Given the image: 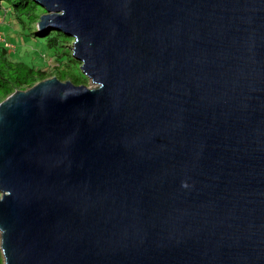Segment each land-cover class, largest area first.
Wrapping results in <instances>:
<instances>
[{
	"label": "water",
	"instance_id": "water-1",
	"mask_svg": "<svg viewBox=\"0 0 264 264\" xmlns=\"http://www.w3.org/2000/svg\"><path fill=\"white\" fill-rule=\"evenodd\" d=\"M92 88L0 103L3 264H264V0H33Z\"/></svg>",
	"mask_w": 264,
	"mask_h": 264
},
{
	"label": "trees",
	"instance_id": "trees-1",
	"mask_svg": "<svg viewBox=\"0 0 264 264\" xmlns=\"http://www.w3.org/2000/svg\"><path fill=\"white\" fill-rule=\"evenodd\" d=\"M44 13L45 11L33 0H0V35L5 33L7 29L4 27L9 24L17 27L22 37L38 38L39 33L36 32L35 24ZM42 38L52 42L47 45L51 49L60 40H65L66 36L61 32L50 31ZM1 39H3V42H0V103L14 91L26 90L35 83L49 77L56 78L53 71L47 76V68L38 67L34 62L23 61L21 55L17 57L10 55V51L16 49L6 48L5 36ZM66 80L69 81V79ZM0 264H2L1 253Z\"/></svg>",
	"mask_w": 264,
	"mask_h": 264
},
{
	"label": "rangeland",
	"instance_id": "rangeland-1",
	"mask_svg": "<svg viewBox=\"0 0 264 264\" xmlns=\"http://www.w3.org/2000/svg\"><path fill=\"white\" fill-rule=\"evenodd\" d=\"M39 21L38 19L37 23ZM37 23L35 24V29L39 33V36L33 39L25 36L22 37L19 34V29L15 26L7 24L4 27L7 29L4 35H2L6 39L5 47L10 50L13 48L17 50V52H15L16 50H11L10 55H14V57L21 55L23 56V61L34 62L38 67L47 68V76L53 71L59 81L65 82L66 79H69L75 85L84 84L83 86L92 88L90 81L81 73L79 63L71 56L73 39L66 37L65 40H60L55 47L49 49L47 45L52 42L46 41L42 37L50 31H39ZM11 31L13 32L11 33Z\"/></svg>",
	"mask_w": 264,
	"mask_h": 264
},
{
	"label": "clouds",
	"instance_id": "clouds-1",
	"mask_svg": "<svg viewBox=\"0 0 264 264\" xmlns=\"http://www.w3.org/2000/svg\"><path fill=\"white\" fill-rule=\"evenodd\" d=\"M40 19V18H39ZM4 35V34H3ZM1 37H2V35H0V42L2 43L3 42V39H1ZM6 42V41H5ZM4 42V43H5ZM11 52V51H10ZM80 64V63H79ZM82 64H80V66H81ZM52 78H55V77H52ZM48 79H50V78H48ZM57 79V78H56ZM43 80H45V79H43ZM43 80H41V81H43ZM58 80V79H57ZM59 81V80H58ZM67 81V80H66ZM60 82H64V81H60ZM70 82V81H69ZM71 83V82H70ZM73 84V83H72ZM74 85V84H73ZM75 86H83V85H75ZM1 257H2V255H1ZM2 264H3V261H2Z\"/></svg>",
	"mask_w": 264,
	"mask_h": 264
}]
</instances>
